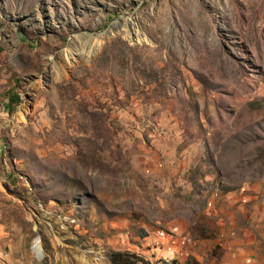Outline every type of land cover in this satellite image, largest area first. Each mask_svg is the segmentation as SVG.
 <instances>
[{
    "label": "rangeland",
    "instance_id": "obj_1",
    "mask_svg": "<svg viewBox=\"0 0 264 264\" xmlns=\"http://www.w3.org/2000/svg\"><path fill=\"white\" fill-rule=\"evenodd\" d=\"M116 251L264 264V0H0V264Z\"/></svg>",
    "mask_w": 264,
    "mask_h": 264
},
{
    "label": "trees",
    "instance_id": "obj_2",
    "mask_svg": "<svg viewBox=\"0 0 264 264\" xmlns=\"http://www.w3.org/2000/svg\"><path fill=\"white\" fill-rule=\"evenodd\" d=\"M111 262L112 264H137L132 254L122 253L118 251L112 253ZM163 264L168 263L164 262Z\"/></svg>",
    "mask_w": 264,
    "mask_h": 264
},
{
    "label": "bare ground",
    "instance_id": "obj_3",
    "mask_svg": "<svg viewBox=\"0 0 264 264\" xmlns=\"http://www.w3.org/2000/svg\"><path fill=\"white\" fill-rule=\"evenodd\" d=\"M40 241H37L36 244H34V252L38 255H40V252H41V247H40Z\"/></svg>",
    "mask_w": 264,
    "mask_h": 264
},
{
    "label": "clouds",
    "instance_id": "obj_4",
    "mask_svg": "<svg viewBox=\"0 0 264 264\" xmlns=\"http://www.w3.org/2000/svg\"><path fill=\"white\" fill-rule=\"evenodd\" d=\"M165 262V261H164Z\"/></svg>",
    "mask_w": 264,
    "mask_h": 264
}]
</instances>
